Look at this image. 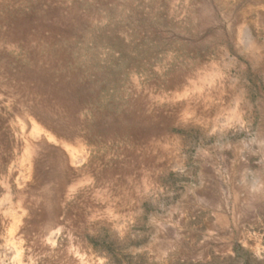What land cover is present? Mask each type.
Wrapping results in <instances>:
<instances>
[{
  "label": "rangeland",
  "instance_id": "obj_1",
  "mask_svg": "<svg viewBox=\"0 0 264 264\" xmlns=\"http://www.w3.org/2000/svg\"><path fill=\"white\" fill-rule=\"evenodd\" d=\"M0 264H264V0H0Z\"/></svg>",
  "mask_w": 264,
  "mask_h": 264
}]
</instances>
